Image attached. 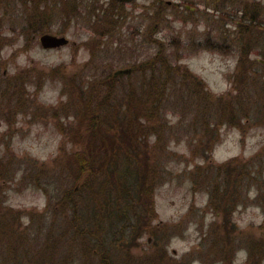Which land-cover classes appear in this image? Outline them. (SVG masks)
Here are the masks:
<instances>
[{
    "label": "rangeland",
    "instance_id": "374dc122",
    "mask_svg": "<svg viewBox=\"0 0 264 264\" xmlns=\"http://www.w3.org/2000/svg\"><path fill=\"white\" fill-rule=\"evenodd\" d=\"M163 1L0 0V264H264V17L238 26L264 0ZM37 27L78 47L43 49ZM108 82L147 148L122 196L126 147L92 151L116 137Z\"/></svg>",
    "mask_w": 264,
    "mask_h": 264
},
{
    "label": "trees",
    "instance_id": "16d2710c",
    "mask_svg": "<svg viewBox=\"0 0 264 264\" xmlns=\"http://www.w3.org/2000/svg\"><path fill=\"white\" fill-rule=\"evenodd\" d=\"M158 53L159 54H157L151 60H148L144 64H141L140 67L139 66L133 67L134 71H138V70H141L142 71L143 69H145L147 67H149V69L152 68V70L155 71L156 70L155 65H160V62H159L160 56H158V55H160V52H158ZM161 62H163V61H161ZM163 65H166V63L163 64ZM155 86H157V85H154V82L151 81L148 84L147 87H155ZM158 86H164V85H158ZM106 87H109V90L106 93H107V96H110V94L112 93L113 89H111L112 87H110L108 85H106ZM147 99H149V94H148ZM109 100L110 99L104 100L102 103H99V105L97 107H100L105 102L108 103L107 105H108V107H109L110 110L105 111V114L111 120L110 125H108V126L111 127V128H114L115 131H116V133H115L116 137L113 138L114 141L112 140V142L115 143V147L114 148H111V143L112 142L110 143V146L108 145L109 147H107V137H106V135H104L102 133H98L97 134L98 137H97L96 140L98 141L97 147H99V148L94 149V150L92 149V151H93V153L95 152V150H98V152L100 150H104V151H107V150L110 151V150H112L113 152H115L116 150H119V151L122 150L123 145L126 147V149H127L126 156L122 155V157H123V158H121L122 163H121L120 166H118V172H117V174L119 176V179H116L117 180L116 181V184L117 185L113 188L116 193H119V196H122L121 193L122 194H126V193L123 192V189L127 188L126 187L127 185L130 186V188L133 191L137 187L140 188L141 185H142V183H144V179L143 180L140 179L139 172H138L139 171L138 166H139V164H141V161H143V163H144V158L147 157V152H146V149L147 148H145V149L139 148L137 146L138 145L137 144V140L140 141L141 138L139 140V138H137L135 136V134L133 135V133H134V129H133V127H134V122H133L134 121V118H135V120L136 119H140V117L142 116L141 112L138 111L137 114L134 115L133 108H132V105H131L132 104V101L125 102V106H126L127 109H126L125 113L123 112L124 114H122V111L121 110L119 111L121 114H119L118 112H112V110H113V104L110 103ZM142 109H144V106L142 107ZM143 112H145V110ZM96 114H98V112H96ZM102 122H104V124H106L105 123V120L102 121ZM102 122H101V120H100V122H99V120H97V122H95V123H93V120L90 121L88 123V124H91V126H89V129H92V128H94L97 125L98 126L96 128L99 127V129H101L102 127H104V125L102 124ZM93 124L95 126H93ZM108 126L105 125V128L108 127ZM95 129H93V130H91L89 132L90 133H93V134H96L97 133L96 132L97 130H95ZM100 131H102V130H100ZM108 139L110 140V138H108ZM134 145H135V147H134ZM93 146H95V144H93ZM133 150H136V156L135 157H133ZM140 153H141V155H143V157L139 155ZM89 157H91V155H89ZM116 158H117V153L114 154L111 158H109L110 159L109 162L111 163V165L113 164V165L117 166ZM92 160L95 161V159H92ZM233 161H235V160H233ZM130 162H133V165L134 166L131 167V168H129V169H128V167L125 168V164H126V166H129V163ZM104 166H105V168H107V165H104ZM145 166H148V163L147 162H145ZM224 166H226V164H222L220 166H217V171H219L218 169H220V170L223 169ZM89 167H88V169H90ZM110 170L112 171V168L111 167H110ZM115 177H117V175ZM105 184H108V181H106V182L103 183L104 188L106 187ZM110 187H112V185ZM110 189L111 190H109V192H107L108 194L110 193L109 194L110 197H108L107 198L108 200L105 201V202H108V203H110V205H113L115 203L114 202V199L115 198H113V196L111 195V193L113 192L112 191V188H110ZM117 189H118V192H117ZM105 202L103 203V205H105ZM113 208H115V205L113 206ZM125 211H127V209L124 208L123 212H125Z\"/></svg>",
    "mask_w": 264,
    "mask_h": 264
},
{
    "label": "flooded vegetation",
    "instance_id": "af4514ba",
    "mask_svg": "<svg viewBox=\"0 0 264 264\" xmlns=\"http://www.w3.org/2000/svg\"><path fill=\"white\" fill-rule=\"evenodd\" d=\"M113 3H118V4H120V5H124V4H129V3H125V2H121V1H119V0H111ZM135 1V0H134ZM134 1H132V2H134ZM162 1V0H161ZM248 2H250V3H256V1L255 0H247ZM132 2H130V3H132ZM164 3H166L167 5H176V6H179V7H182V6H184L185 7V9L187 8V6H188V1H186V0H182V1H179V2H177V3H173V2H171L170 0H164L163 1ZM258 7V6H257ZM244 11H242L241 13H242V17H240L241 19H242V21H243V23L242 24H239L238 26H239V32H240V34H242L243 35V39L244 40H246V36H244L245 35V33L246 34H249V33H251L252 32V30H254V29H259L260 27V25H261V18L262 17H264V16H262L261 14H260V12H257V11H252V10H247V9H243ZM241 11V10H240ZM239 11V12H240ZM38 18H39V16H38V14L36 13L35 15H33V16H31V24H33V23H36V26H37V21H38ZM104 18H106L105 20H107V18H108V16L107 15H105L104 16ZM111 21H109L108 23H110ZM41 28V27H40ZM40 30V29H39ZM241 30V31H240ZM110 30H108V29H105V31L102 33V34H100L101 36L102 35H106V34H108V32H109ZM33 32H34V34H33V38H35V36H36V34H39L38 35V38H37V40H38V43H39V45L41 46V48H43V49H46V50H53V49H58V48H62V47H66V46H75L76 48L78 47L77 46V43L75 42V41H72V40H70L68 37H67V35H66V33L65 32H60V31H56V32H54V31H51V30H44V31H40L39 33H37L38 32V27L37 28H34L33 29ZM242 32H244V34L242 33ZM44 35H50V36H53V37H56V38H59V39H63V41L64 40H66V43H64V44H61V45H58V46H55V47H43V45H42V42H41V38H42V36H44ZM111 35V34H110ZM109 35V36H110ZM84 45V44H83ZM86 45V44H85ZM84 45V46H85ZM207 45L209 46L210 44H208V42H207ZM242 61H244L245 62V58L242 56V55H240L239 56V59H238V63L240 64ZM256 62H259V63H262L263 65H264V59H259L258 61H256ZM133 67L134 66H132V67H130V68H124V69H131V71H134V69H133ZM119 70H123V69H119ZM118 70V71H119ZM115 72H117V71H115ZM115 72H113L112 74H111V82H115L116 80H118V78H120V76H123L124 74H120L119 75V77H118V75H115ZM129 74V73H128ZM111 82L109 83L108 82V84H105V86L106 85H109L110 87H112L113 85L111 84ZM115 84V83H114ZM104 85V84H103ZM107 99H111V97L110 96H107V98L105 99V100H107ZM106 103L107 102H105V103H103L101 106H100V108L101 107H103V106H105L106 105ZM108 106V105H107ZM98 115H99V113H98ZM104 125H106V124H104Z\"/></svg>",
    "mask_w": 264,
    "mask_h": 264
},
{
    "label": "water",
    "instance_id": "95a60500",
    "mask_svg": "<svg viewBox=\"0 0 264 264\" xmlns=\"http://www.w3.org/2000/svg\"><path fill=\"white\" fill-rule=\"evenodd\" d=\"M121 2H125V3H130L134 0H119ZM41 42L43 47H55L61 44L66 43V40L63 41V39H59L50 35H44L41 38ZM131 72V69H123V70H119L117 72H115V75H120V74H128Z\"/></svg>",
    "mask_w": 264,
    "mask_h": 264
}]
</instances>
